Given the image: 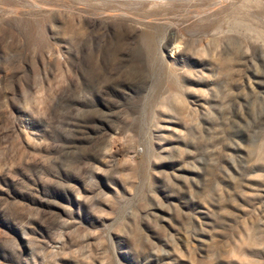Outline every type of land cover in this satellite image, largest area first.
<instances>
[{
	"label": "rangeland",
	"instance_id": "obj_1",
	"mask_svg": "<svg viewBox=\"0 0 264 264\" xmlns=\"http://www.w3.org/2000/svg\"><path fill=\"white\" fill-rule=\"evenodd\" d=\"M203 1L0 0V264H264V0Z\"/></svg>",
	"mask_w": 264,
	"mask_h": 264
},
{
	"label": "bare ground",
	"instance_id": "obj_2",
	"mask_svg": "<svg viewBox=\"0 0 264 264\" xmlns=\"http://www.w3.org/2000/svg\"><path fill=\"white\" fill-rule=\"evenodd\" d=\"M203 2H204L205 5L200 6L198 8H195L194 10H192V11L190 10V11L194 12L195 14H199L198 12L201 11V13H204V14H206L208 16L209 15L210 16L211 15H215V11H217L219 9H222L223 7L228 6L230 4L231 0H204ZM201 13H200V15H202ZM122 15H124V13ZM125 16H126V14H125ZM130 16H133V15H130Z\"/></svg>",
	"mask_w": 264,
	"mask_h": 264
}]
</instances>
